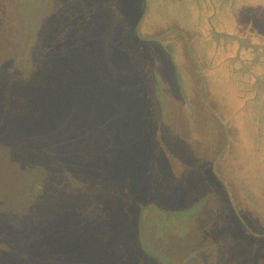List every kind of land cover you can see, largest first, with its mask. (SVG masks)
<instances>
[{"label":"rangeland","instance_id":"374dc122","mask_svg":"<svg viewBox=\"0 0 264 264\" xmlns=\"http://www.w3.org/2000/svg\"><path fill=\"white\" fill-rule=\"evenodd\" d=\"M92 1L100 2L96 5L95 14L92 8H82L83 15H90V20L94 16L100 17L98 13L103 6H110V10L103 8L100 28L102 35L106 37L101 36L99 43L106 46L108 37L114 36L112 44H116L113 47L116 60L119 53L117 34L121 30L119 24L124 22L123 43L134 45L136 51V60L126 61L125 77L139 79L138 74L146 77L145 84L148 86L142 88L149 94L148 106H151V112L157 116L156 119L150 116L144 122L137 120L135 114L134 119L129 122L118 119L117 113L116 120L102 116V125L110 128L113 133L112 142L116 153L121 148L129 147L128 139L135 145L134 137L140 140L159 139L166 152L170 151L172 154L173 148L175 153L181 154L179 160L183 164L189 163L190 166L186 168H190L195 177L197 174L192 168L216 162L214 175L205 183L206 191L212 188L216 193L213 192L212 197V194L207 193L209 204L195 215H192L195 211L192 205L182 214L171 215L149 203H143L142 206L139 204L140 207L136 208L137 205L123 206L118 201L115 204L118 212L115 218L110 217L111 211L105 210L99 218L88 214L84 226L88 230L97 231L100 241L106 240V237H110L112 243L117 241L114 253L119 264L137 262L134 257L137 250L132 246L134 240L131 235L138 233V225L141 227L145 245L155 255L165 246L169 250L172 239L188 234L196 223L212 221L214 217L210 211L214 208L220 211V214L217 213L220 222L221 219L225 221L227 217L230 219L232 215H237L247 224L252 222L250 226L264 235V95L258 98L255 94L257 89L253 87L255 80L264 81V0ZM71 3L72 0H67L66 7L63 8L66 12L70 11L68 5ZM16 4L17 1L14 2ZM4 8L5 2L0 0V10L4 11ZM108 12L114 23L111 19H104ZM49 19L55 21L52 15ZM110 27L116 29V35L111 33ZM6 28L5 23L0 20V34ZM44 31V23H39L37 33L42 34ZM3 37L6 39L7 35ZM1 38L0 45L4 47L5 39L3 41ZM243 38L248 39L245 46L248 43L253 47L257 46L251 47L256 55L249 58L248 63L244 62L246 59L243 52L241 54L238 50L242 46ZM245 46L242 47L246 48ZM138 47L143 50L139 52ZM232 55L234 60L231 59ZM255 56L257 60H254ZM97 61L95 59V64ZM138 62L142 64L141 67ZM94 69L95 73L94 70L89 72L87 80L97 75L99 68L96 66ZM112 73L113 77L108 79H113L111 82L116 88L111 103L115 104L114 109L120 110L126 107L120 94L128 88L123 82L116 84L117 70L112 69ZM98 76L102 77V74L99 73ZM241 76L252 78L251 85L239 84L238 79ZM81 81L83 80L80 77L76 81L74 76L60 75L54 90L38 91V115L37 118L33 116L37 123L34 130L32 129V137L15 136L11 132L12 124H0V151L5 146L11 147L12 143L16 148L8 156L0 154V210L7 211L10 215L8 219L12 221L9 224L0 219V264H101L103 261L100 257H93L91 262L92 248L82 245L81 239L86 237L80 233L78 235L77 232L66 233L64 238L54 237L52 246L39 240L42 230L39 228L38 217H41L40 209L46 211L45 203L50 208H55V204L61 206L63 203L60 202H66V199L73 203L81 196L84 202L91 201L88 188L94 190L96 177H100V182L105 179L100 172L104 171L103 165L107 158L93 161L90 156L87 157L85 129L92 122L89 120L90 116L86 118V112L87 108L100 112L107 110L112 105L109 102L111 97L105 100L101 90L89 82L88 88L79 85L76 90L68 89ZM140 84L143 86L142 81ZM89 88L92 92L88 91ZM201 93H206L207 99L201 95L202 107H199L196 97ZM156 95L159 99H156ZM207 100L212 107L206 103ZM162 101L164 107H160ZM138 106L139 104H134L135 110ZM181 108L190 114L187 124L181 122V117L167 121ZM194 108L201 109V112H195ZM136 114L138 115V110ZM164 126L177 131L174 138L177 145L171 146V135L165 137L164 134L162 139L154 136ZM163 146L161 154L165 153ZM202 153L208 154L210 158H201L195 162ZM13 158L18 164L15 169L11 164ZM34 165L41 168L36 172V177L39 176L37 181L33 172ZM119 165L121 168L120 161ZM136 169L138 168L134 163V171ZM89 183L93 184L90 186ZM109 183L114 191H120L116 182ZM199 184L197 180L188 188L194 201L199 200ZM40 185L44 187L40 188ZM99 188L102 189L103 186ZM96 189L98 190L97 187ZM102 202L100 205L103 206ZM130 207L135 213L131 218L124 215ZM25 208V215L22 216L21 211ZM140 214L142 218L139 220ZM0 217L4 219L2 213ZM58 218L62 219L60 215ZM72 222L73 218L66 221L69 225ZM232 227L229 225L228 231ZM59 229L61 228L54 226V230ZM59 239L64 242H58ZM121 240L126 250L119 247ZM203 260L201 256L192 264H202Z\"/></svg>","mask_w":264,"mask_h":264},{"label":"trees","instance_id":"16d2710c","mask_svg":"<svg viewBox=\"0 0 264 264\" xmlns=\"http://www.w3.org/2000/svg\"><path fill=\"white\" fill-rule=\"evenodd\" d=\"M15 1H17L16 5H14ZM4 2L5 8L4 11L0 10V14H2L0 20L5 23L7 28L0 34V37H2L1 40L3 41L5 39L3 36L7 35V37L5 39V46L2 47L0 45V124L4 125L8 122L12 124L11 132L15 136L23 137L24 135H28L32 137L37 123V120H34L33 116L37 118L38 115V91L40 89L54 90L60 75L74 76L76 77V81H78L79 77L83 80L76 83V85L68 87V89L72 88L76 90L79 85L82 88H88V82L91 85L93 84L101 90L105 100H109L111 97L109 100L110 104L113 102L114 89L116 88V85L111 82L113 79H108L113 77L112 69L118 72L117 79L115 80L116 84L123 82V85H126L128 88V90L125 89L120 94L126 105V107L120 110L114 109L113 105L115 104H112L107 110L101 112L87 108L86 118L90 116L89 120L92 122L85 129L87 133V136H85L87 138L85 145L88 148L87 157L90 156L93 161L102 157L107 158L106 164L103 165L104 171L100 172L101 176L105 177L104 181L100 182L101 179L98 176L94 181V190H89L88 188L87 192L91 201L84 202L81 196L74 200L73 203L69 202V199H66V202H60L61 204L63 203L61 206L55 204V208H50L45 203L44 207L46 211L40 209L39 215L41 214V217H38V220H40L38 223L39 228L42 230V239L39 236V240H43L52 246L54 237L60 236V238H64L66 233L77 232L78 235L80 233L86 237V239H81L82 245L85 248H92L91 262L93 257H100L99 259H103L101 264H119L115 260L114 253V245H118L117 241L114 240V243H112L110 237H106V240L100 241V235L97 236V231L88 230V227L84 226L88 214L99 218L105 210L106 212L111 211L110 217L115 218L118 214L115 204H118V201L123 206L124 204L130 206L133 204L137 205L136 208L140 207V205L142 206L143 203H149L171 215L182 214L188 211L191 205L195 210L192 215H195L200 209H204L209 200L207 193L212 194L211 197L216 193L212 188L210 191H206L205 189V183L211 180L212 174L214 175L216 162L211 165H199L200 167H196L199 169L192 168L195 169L194 172L197 174L195 177L190 168H186L190 166L189 163L184 162L183 164L179 160L181 154L175 153L173 148H171L172 154L170 151L166 152L163 143L159 139L156 141L151 138L140 140L134 137L135 145L128 139L130 142L129 147L123 146L124 148H121L116 153L112 142L113 133L110 132V128L104 124L102 125V116L105 119L116 120L117 115L115 113L119 115L118 119L121 120L122 118L125 122L132 121L134 114L140 122L150 119V116L155 117V119L157 118L151 112V106H148L149 94H146L144 92L145 89L143 91L142 88L148 86V84H145L146 77L140 74H138L139 79L129 76L125 77L126 61H135L136 51L134 45L123 43L125 32L122 31V24L124 22L119 24L121 30L117 29V37L119 39V43H117L119 49L117 60L113 56V52L115 51L113 47L116 45L112 44L114 36L108 37L106 46L99 43L101 36L106 37L102 35L103 32L100 28L102 25L101 18L104 15L103 8L110 10V6H103L102 11L98 13L100 17L96 18L94 16L90 20V15H83L82 8H92V12L95 14L96 5H99L100 2L72 0V3L68 5L70 11L67 12L63 9L66 7L67 0H4ZM76 10L77 13H75ZM51 15L55 18V21L49 19ZM104 19L106 21L111 19L112 23H114L109 12L107 18ZM39 23H44L46 30L42 34L37 33ZM110 28L111 33L115 34L116 29L114 27ZM241 40V44L244 47L245 41L248 42V39L243 38ZM238 41L240 40L238 39ZM242 46L238 50H240L241 54L243 52V56L246 59L244 62L248 63L250 62L249 58L256 55L255 51L254 49L251 50L253 46L249 43L248 46H245L246 48ZM138 50L140 52L143 48L138 47ZM234 58V55H232L231 59L234 60ZM95 59H98V63L96 64L94 62ZM254 60H257L256 56ZM138 64L139 67L142 66L139 62ZM95 65L99 68L96 71L97 75L87 80L89 72H93L94 70L95 73ZM99 73L102 74V77L98 76ZM141 81L143 86L140 84ZM238 82L239 84L250 86L252 78L241 76ZM110 83L111 85H107ZM253 87L257 89L255 94L258 98L264 95V81L260 79L255 80ZM62 88L67 89L64 86ZM205 88L206 86L204 85ZM103 89L104 91H102ZM258 90H262L263 92L260 93ZM88 91L92 92L91 88ZM201 95L207 99L206 93L198 95L196 101L199 107H202ZM207 95L209 96V94ZM156 99H159L158 95H156ZM183 102L184 97L181 106H183ZM160 103H163V101ZM206 103L211 106L208 100ZM134 104H139L138 109H136L138 110V115L136 114ZM164 106V103L160 105V107ZM194 109L196 110L195 112H201L199 108ZM189 115L184 108H181L177 114L172 115L167 121L176 120L178 117H181V122L187 124L189 122ZM176 132V130H171L164 126L163 128L160 127L154 136L162 139L164 134L165 137L171 135L173 138L171 146H173L178 144L174 140ZM141 136L144 137V135ZM105 138L109 141L105 140ZM161 146L164 147V154H161ZM14 149L16 150L15 144L12 143L11 147L8 145L2 148L0 154L8 156L9 153L12 154ZM5 153L6 155H4ZM206 157L210 158L208 154L202 153L200 157H197L198 159H195V162L201 160V158L205 160ZM119 161L121 162V168ZM134 163H136L138 168L135 171ZM11 164L14 169L18 166L14 158ZM39 169L41 168L34 165L35 181L39 178V176L36 177V172ZM197 180L200 183V194L197 196L199 200L194 201V197L190 195L188 188L191 183H195ZM109 181L116 182L120 191H114ZM35 183L37 184V182ZM92 184L89 183L90 186ZM100 186H103V188L100 189ZM42 187L44 186L40 185V188ZM96 187L100 190L99 192ZM35 190L36 188L33 192ZM192 190L194 191L193 188ZM225 190L228 192L227 188ZM100 202L103 203V206L100 205ZM133 210L130 207L125 211L124 215H129L131 218L135 215ZM4 211L0 210V214L4 215V219L1 217L0 219L3 223L11 224L12 221L8 219L9 213L5 211L8 214L5 215ZM25 211L26 208L21 211L23 213L22 216L25 215ZM217 211L218 208L210 211L214 217L212 221L204 223L202 221L200 224L196 223V226L188 234L173 238L170 242L169 250L165 246L160 253H156L155 255L145 245L142 239L141 227L138 225V233L135 236H133V233L131 235L134 240L132 246L137 250V252H134L136 264H192L193 261L199 260L201 256L204 258L202 264H260L262 261L264 262V242H262L264 241V235L250 226L252 222L251 224H247L244 222L245 220H240L237 215H232L230 219L227 217L225 219L227 223L222 219L220 222V218L217 215V213L220 214V211ZM37 212L38 210H36ZM58 215L61 216V220H58L60 219ZM70 218H73L71 225L66 223ZM138 218L140 220L142 214ZM229 225L233 226V229L230 228L231 231H228ZM54 226L61 229L58 231L54 230ZM59 241L64 242L63 239H59ZM122 242L123 240L120 241L119 247L125 249ZM63 255H65L64 252ZM57 263L55 262V264Z\"/></svg>","mask_w":264,"mask_h":264}]
</instances>
